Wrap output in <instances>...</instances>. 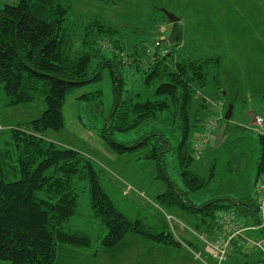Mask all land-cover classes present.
I'll list each match as a JSON object with an SVG mask.
<instances>
[{"label":"trees","instance_id":"obj_1","mask_svg":"<svg viewBox=\"0 0 264 264\" xmlns=\"http://www.w3.org/2000/svg\"><path fill=\"white\" fill-rule=\"evenodd\" d=\"M72 9V4L64 0H18L16 4L0 5V85L8 98L6 104L41 100L46 104L39 117L0 130V260H10L11 264H56L59 244L93 247L97 238L73 220L83 192L89 195L90 219L100 220L106 229L100 243L109 252L114 253L129 233L159 245H187L197 251L193 241L176 235L166 217L154 223L130 217L108 190L100 169L89 156L46 138L47 131L64 127L63 107L68 94L99 80L106 66L111 67L116 97L105 116L102 136L118 154L142 149L144 152L137 158L156 161L165 179L166 152L172 150L179 163L185 188L168 179L166 191L156 197L157 204L169 211L178 208L193 214L197 219L194 228L210 235L217 226L218 211L229 210L230 206H237V220V214L257 215L260 219L258 190L256 200L248 196L214 198L200 205L188 196L191 191L208 188L216 179V161L210 165L207 177L192 169L196 159L193 139L203 115L210 110L203 90L212 82L221 90L218 70L222 56L173 59L176 47L183 41L181 29L174 44L166 37L159 38L152 48L130 44L127 49L118 38L123 26L101 15L70 26ZM165 43L171 48L164 49ZM103 45L112 47V56L105 54ZM97 57L102 61L90 75V66ZM113 64H129L137 69L144 64V81L150 95L145 99L124 97V79L112 68ZM97 95L88 93L81 98ZM154 121L171 130L158 126L146 130ZM133 130L144 131L130 142L114 137L116 132ZM174 132L175 140L169 136ZM258 137L260 183L264 175V134ZM238 250L246 256L244 249Z\"/></svg>","mask_w":264,"mask_h":264},{"label":"rangeland","instance_id":"obj_2","mask_svg":"<svg viewBox=\"0 0 264 264\" xmlns=\"http://www.w3.org/2000/svg\"><path fill=\"white\" fill-rule=\"evenodd\" d=\"M64 1L70 2L73 8L68 25L73 26L94 15H101L113 24L124 27L118 38L127 49L130 44H139L142 49L152 48L159 38H169L172 29L170 13L179 18V27L184 35L173 59L193 55L222 56L218 70L222 81L221 90L213 82L203 90L210 110L207 116L203 115L195 136L207 132L211 118L220 112L219 106H222V113L214 134L192 166L196 173L207 177L210 165L216 161V179L208 188L191 191L188 196L198 205L214 198L248 196L256 200L260 179L257 164L259 132L252 130L250 125L253 114L264 112V0ZM17 2L0 0V5ZM164 47L166 50L171 48L167 43ZM102 48L107 56L113 55L112 47L103 45ZM121 59L119 55L118 60ZM101 61V57L94 59L90 75L99 68ZM112 68L124 79L121 86L124 97L145 99L150 95L151 90L144 81V64L139 69L129 64L120 67L113 64ZM88 93L98 95L90 99L81 98ZM138 93L140 95L137 96ZM115 97L111 67L106 66L99 80L88 82L68 94L63 107L65 125L60 130L47 131L46 138L89 156L100 169L108 190L130 217L154 223L156 219L166 217V213H171L175 216L172 228L176 235L190 239L196 248L203 247L205 243L198 236L200 233L191 231V228H197L196 216L178 208L169 211L156 202L157 195L166 191L168 179L177 187L185 188L174 152L170 150L164 156L165 179L156 161L137 158L144 152L142 149L118 154L100 133ZM7 100L0 85V130H8L19 123L35 119L46 107L42 100L16 106H8ZM229 105L234 106L233 115L228 121L221 144L215 146L216 134L226 122L224 116ZM158 122H152L145 129L158 126L168 131L169 126ZM143 131L116 132L114 137L122 142H130L139 138ZM175 135L176 132L169 136L175 140ZM88 198V193L81 194L78 213L73 220L80 229H88L97 238L95 245L79 248L59 244L56 264H184L180 263L183 251L159 245L135 233L127 234L118 249L114 253L109 252L100 243L106 229L100 220L90 219L92 212ZM229 210L238 213L236 205L230 206ZM237 215L241 222L246 221L245 216ZM209 237L212 235L209 234ZM0 264H11V261L1 259Z\"/></svg>","mask_w":264,"mask_h":264},{"label":"built area","instance_id":"obj_3","mask_svg":"<svg viewBox=\"0 0 264 264\" xmlns=\"http://www.w3.org/2000/svg\"><path fill=\"white\" fill-rule=\"evenodd\" d=\"M219 110V114L211 118L207 132L194 137L193 154L195 158L199 157L200 153L210 141L211 136L214 134L222 113V106H219ZM250 127L252 130L264 134V112L253 114ZM258 208L260 219L255 225L249 227L244 226L236 219L233 212L220 210L217 213V226L211 238L209 237L210 232H198L192 228L191 231L195 234L200 233L198 236L204 241L205 250L216 260V264L225 262L228 259L230 250L234 247L242 248L246 252L259 251L264 257V237L255 238L247 234V230L261 231L264 228V175L258 186ZM165 216L172 227V221L175 219V216L171 213H166Z\"/></svg>","mask_w":264,"mask_h":264},{"label":"crops","instance_id":"obj_4","mask_svg":"<svg viewBox=\"0 0 264 264\" xmlns=\"http://www.w3.org/2000/svg\"><path fill=\"white\" fill-rule=\"evenodd\" d=\"M184 36V35H183ZM157 165V164H156ZM248 223L241 222L244 226H252L258 223L259 219L255 216L248 215L245 217ZM189 224V223H187ZM247 234L251 235L252 237L259 238L264 236V233L257 230H247ZM187 235V234H185ZM175 249H179L184 252L183 257L180 258V263H188V264H216V260L205 250V244L203 247L196 249H191L187 245L185 246H178L174 247ZM186 250V252L184 251ZM239 248L234 247L230 250L228 259L223 262L222 264H262L264 261V257L260 258V253L258 251H249L246 252V256L240 254ZM182 252V253H183ZM188 253V254H187ZM211 259V260H209Z\"/></svg>","mask_w":264,"mask_h":264},{"label":"water","instance_id":"obj_5","mask_svg":"<svg viewBox=\"0 0 264 264\" xmlns=\"http://www.w3.org/2000/svg\"><path fill=\"white\" fill-rule=\"evenodd\" d=\"M170 20L172 21V29L168 38V41L170 44H174L177 41V36H178V32H179V18L176 17L174 14H170L168 13ZM233 109L234 106L233 105H229L226 114L224 116V119L226 122H224L222 124V126L220 127V129L218 130L217 134H216V138H215V146H218L221 144L222 142V138L225 134L226 128H227V122L231 119L232 115H233Z\"/></svg>","mask_w":264,"mask_h":264}]
</instances>
